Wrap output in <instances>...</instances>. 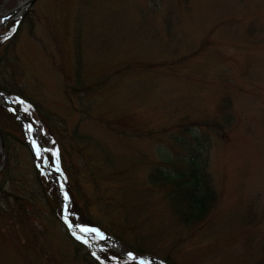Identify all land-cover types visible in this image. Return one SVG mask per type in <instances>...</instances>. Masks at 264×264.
<instances>
[{
    "label": "rangeland",
    "instance_id": "374dc122",
    "mask_svg": "<svg viewBox=\"0 0 264 264\" xmlns=\"http://www.w3.org/2000/svg\"><path fill=\"white\" fill-rule=\"evenodd\" d=\"M18 2L0 0V12ZM24 16L14 39L22 94L51 111V126L82 136L101 175L93 197L130 204L123 213L135 227L119 223L122 211L105 200L93 215L152 251L119 248L147 262L169 251L184 264H264V0H33ZM8 97L30 123L17 118L25 138L53 149L44 120L21 107L23 97ZM192 130L206 137L202 156L218 202L204 220L185 223L148 174L183 150L177 140L192 139ZM33 150L17 146L9 176L0 174L1 188L25 208L20 222L0 215V264H86L85 248L74 256L70 240L86 238V228L65 227L49 209L55 194L62 215L60 177L51 153ZM114 170L123 172L106 175ZM82 186L89 194L91 184Z\"/></svg>",
    "mask_w": 264,
    "mask_h": 264
},
{
    "label": "trees",
    "instance_id": "16d2710c",
    "mask_svg": "<svg viewBox=\"0 0 264 264\" xmlns=\"http://www.w3.org/2000/svg\"><path fill=\"white\" fill-rule=\"evenodd\" d=\"M26 16V15H25ZM19 18L16 20L13 27L9 26V29H2L0 31V90H3L6 94L14 95L16 97H23L24 103L20 101L21 107L25 111H35L39 118L44 120L43 125L46 127L47 133L51 137V143L55 152V159L58 166L61 168L65 176V186L67 193V205L69 209V218L72 222L86 223L90 225H96L108 235L115 238L117 241L127 245V248H133L135 252L152 251V249L144 248L139 245H133L128 240L123 238L117 232L112 230L111 222H99V218L93 215L90 210L91 206H102L103 200L105 205L109 208H115V213L120 210L125 211L127 207H131L130 204L121 202L112 197H93V190L99 191V179L101 175L94 171L93 164L89 163V153L84 152L80 147V141L78 138L82 137L75 131H71L64 135L61 130H57L56 127L51 126L47 120L56 121L53 115L50 116L51 111L42 106L35 98H29L24 96L20 90L21 88V69L16 57L15 51V34L19 23L25 20ZM7 24H5V27ZM77 54H79V42L76 43ZM78 60V56H77ZM92 86L84 85L79 87L80 89L89 90ZM76 89V88H75ZM225 98V97H224ZM223 98V99H224ZM224 100H228L227 98ZM24 114L29 117V112ZM50 116V118H49ZM29 119V118H28ZM207 121H200L198 124L208 125ZM192 125H186L184 131H188V127ZM0 127L2 130L3 138V152L5 160L2 163L0 174H2V180L9 176V166L12 164L11 158L15 154L17 146L30 147L28 140L25 138L18 121L11 110L5 107L0 101ZM193 131V130H192ZM192 139L182 138L178 139L177 143L180 146L181 151L174 150L172 154L166 155L160 159L162 164L153 165L150 167L148 174L150 180L157 183V187L162 191L163 196L167 200L172 212L176 214L177 218L183 222L190 221H202L212 211L218 202V193L210 186L207 172L205 171V156H202V150L207 143L206 137H199L194 135V131L191 134ZM76 144L74 146V144ZM70 150L75 151L71 153ZM72 158V159H71ZM71 159V161H70ZM75 160L78 162L76 163ZM125 171V169H121ZM123 171H110L106 172L109 177H116ZM85 182L91 184V190L88 194L86 188L82 186ZM50 186L53 188L55 185L49 180ZM69 187V188H68ZM0 215H8L12 218H17L20 222L23 214L21 211L25 210L19 201L20 196L10 190L1 188L0 184ZM49 209L52 211L56 208L57 218L60 219L59 204L57 197L54 194L50 199ZM16 203V206L13 205ZM4 203V204H3ZM122 221L121 224H126V229L135 227V223L128 222L129 216L126 213L120 214ZM115 221V220H113ZM71 242L74 245L75 255H78V249L85 248V253L82 252L81 258L86 264H139L136 260L125 257L122 253L112 247H109L107 242L102 239L96 238L90 234L94 243L89 240H81L72 234H70ZM98 245H100L98 247ZM98 248V249H97ZM159 260L148 258L150 264H154L153 261L158 264H184L175 257L174 254L167 251L162 253Z\"/></svg>",
    "mask_w": 264,
    "mask_h": 264
},
{
    "label": "water",
    "instance_id": "95a60500",
    "mask_svg": "<svg viewBox=\"0 0 264 264\" xmlns=\"http://www.w3.org/2000/svg\"><path fill=\"white\" fill-rule=\"evenodd\" d=\"M33 0H22L23 2V5H24V8L22 10H20V5L19 3L17 5H15L13 8L7 10L5 12V15L4 17L0 20V25H2L5 21H7L8 19H12V18H15V17H21L24 13V9H26L32 2ZM0 98L2 100V103L10 110L14 111V108L12 107V105L10 104L9 100L6 98V95L3 91L0 90ZM15 115L18 116V114L16 112H14ZM20 120H24L20 117ZM27 123V121H26ZM43 147V146H42ZM47 150L51 153L52 155V162L55 164V158H54V151L52 149V147H49L47 146L46 147ZM3 154V138H2V130H1V127H0V155ZM57 171L61 174L62 171L60 168L57 169ZM63 180H64V177H63ZM63 220V219H62ZM64 221V220H63ZM103 237L105 238V240H108L110 237L107 235V234H103ZM112 239L113 241L117 242L115 239L113 238H110ZM112 246V245H111ZM113 248L117 249V250H121L118 246H112ZM123 253H130V254H133L132 251L130 250H121Z\"/></svg>",
    "mask_w": 264,
    "mask_h": 264
},
{
    "label": "bare ground",
    "instance_id": "6f19581e",
    "mask_svg": "<svg viewBox=\"0 0 264 264\" xmlns=\"http://www.w3.org/2000/svg\"><path fill=\"white\" fill-rule=\"evenodd\" d=\"M24 8V5H23V2L20 3V10H22ZM5 13L3 12H0V20L4 17ZM40 142H38L37 144H34V150L39 153V149H40ZM45 167V166H44ZM53 171L56 173V169L54 168ZM57 174V173H56ZM60 177V176H59ZM60 186H61V179H60V182H59ZM112 244L113 245H116L115 242H113L111 240Z\"/></svg>",
    "mask_w": 264,
    "mask_h": 264
}]
</instances>
